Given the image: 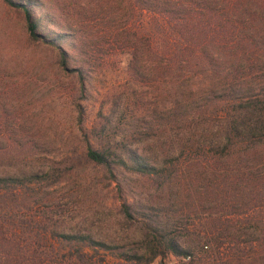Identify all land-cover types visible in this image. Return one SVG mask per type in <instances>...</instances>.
Here are the masks:
<instances>
[{"label": "trees", "instance_id": "1", "mask_svg": "<svg viewBox=\"0 0 264 264\" xmlns=\"http://www.w3.org/2000/svg\"><path fill=\"white\" fill-rule=\"evenodd\" d=\"M0 1L21 14L24 42L51 47L57 71L74 77L78 123L87 106L77 98L93 96L80 157L117 191L138 189L120 204L136 231L114 243L31 212L71 162L0 164V200L23 195L25 207L17 220L0 215V264H149L168 253L172 264H264V0H68L62 26L42 0ZM142 13L156 28L141 26ZM115 69L121 80L89 89ZM14 87L0 77L3 115ZM14 127L0 123V156L28 146Z\"/></svg>", "mask_w": 264, "mask_h": 264}, {"label": "rangeland", "instance_id": "2", "mask_svg": "<svg viewBox=\"0 0 264 264\" xmlns=\"http://www.w3.org/2000/svg\"><path fill=\"white\" fill-rule=\"evenodd\" d=\"M42 1L45 11L49 8L55 14L57 20L54 22L61 26L70 22L72 11L69 8L71 5H67L68 0ZM140 23L148 30L158 25L156 17L151 13H142ZM51 28L57 30L55 26ZM23 37L21 14L7 8L0 1V68L4 66L0 70V77L15 86L4 94L7 96L2 104L8 113L3 115L0 112V123L5 121L14 124L15 138L28 143L27 147L16 146L9 154L0 156V164L9 166L12 161L18 167L37 168L41 164L50 163L52 167L64 169L71 162L72 171L64 173L58 183L47 189L46 208L32 205L31 212L39 214L38 211L45 209L54 220L61 218L65 226L75 225L74 228L89 231L95 237L106 238L114 243L130 241L136 231L135 221L129 222L122 217L120 204L123 198L130 201L136 197L138 189L122 183L121 191H117L116 181L104 169L84 162L80 157L84 142L77 127L80 124L81 128L88 127L94 112L93 96L85 101L81 97L77 98V101L87 106L85 121L78 123L67 95L68 90L74 86V77L57 71V59L51 47L47 46L45 50L41 46H28ZM119 72V69H115L97 74L88 88H101V85L121 80ZM35 192L36 189L28 198L30 202L41 195L37 193L34 196ZM23 198V195L18 196L15 205L8 203L10 197L0 200V215L6 210L7 215L11 213L14 219H20L25 212ZM54 214L59 217H54ZM61 227L56 226L57 229ZM126 235H129L128 238ZM107 259L109 262L116 260L108 253ZM172 263H178V259L168 253L156 257L149 264Z\"/></svg>", "mask_w": 264, "mask_h": 264}]
</instances>
